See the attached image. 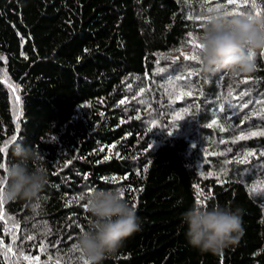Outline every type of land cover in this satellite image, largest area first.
Segmentation results:
<instances>
[{
	"label": "trees",
	"instance_id": "obj_1",
	"mask_svg": "<svg viewBox=\"0 0 264 264\" xmlns=\"http://www.w3.org/2000/svg\"><path fill=\"white\" fill-rule=\"evenodd\" d=\"M216 7L264 16V0H0V147L21 138L0 164L22 141L48 176L34 201L3 199L0 264H83L74 198L115 188L141 227L101 264H264V135L241 139L264 132V55L235 78L184 59ZM200 193L243 210L222 255L187 241Z\"/></svg>",
	"mask_w": 264,
	"mask_h": 264
},
{
	"label": "clouds",
	"instance_id": "obj_2",
	"mask_svg": "<svg viewBox=\"0 0 264 264\" xmlns=\"http://www.w3.org/2000/svg\"><path fill=\"white\" fill-rule=\"evenodd\" d=\"M201 20L202 31L197 36L201 45L199 70L206 79L220 72L235 78L255 70L258 54L264 53V16L230 15L216 7L207 9ZM11 150L14 161L3 168L0 198L32 202L48 180L44 157L35 145L25 146L22 141ZM82 198L90 221L74 247L87 264H101L128 236L140 230L139 218L119 188L93 189ZM242 212L228 204L210 208L194 204L182 214L188 243L200 251L221 254L243 233Z\"/></svg>",
	"mask_w": 264,
	"mask_h": 264
},
{
	"label": "snow or ice",
	"instance_id": "obj_3",
	"mask_svg": "<svg viewBox=\"0 0 264 264\" xmlns=\"http://www.w3.org/2000/svg\"><path fill=\"white\" fill-rule=\"evenodd\" d=\"M205 2H207V0H205ZM228 2L231 4V3L234 2V0H228ZM252 6H253V8L256 7L255 2L253 3ZM237 7H240V6L238 5ZM227 12H228V14H230V15H240V14L242 13V12H240V11H227ZM255 15H256V16H259V15H260V12L257 11V12L255 13ZM189 35H190V37H191V34H189ZM189 43L191 44V46H192L193 49H194V54L191 55V56H185L184 59H185V60H194V61L200 62L199 52H200V50H201V45H200L199 43L196 42L195 37H191L190 40H189ZM261 55H264V53H261ZM162 71H163V69H162ZM182 78H183V75L175 77L176 80H180V79H182ZM13 92H15V88H14V87H13ZM180 95H181V96H183V95H189V96H190V95H192V93H191V92H188V93L181 92ZM16 99H17V102H18V101H19V97H16ZM121 103H125V101L122 100ZM245 106H246V105H245ZM17 118H19V117H17ZM180 118H181L180 116H177V117H176L177 120H179ZM216 124H217V121L214 120V121H212V124L209 125V126L211 127V126H214V125H216ZM172 133H173V132L170 131L168 134L171 135ZM258 135H264V132H250V133L248 134V137H243V136H242L241 139L249 138V137H254V136H258ZM18 139H21V138H19L18 136H15V135H14V136L11 138L10 141H8L7 143L3 144L2 147H0V152H6V151L8 150L9 144L12 143V142H14V141H16V140H18ZM253 155H254L253 152H247V153H245V159H244L243 161H241V162H247V158H248V157H251V156H253ZM260 155L264 156V152H261ZM3 167H4V165H3V164H0V168H3ZM109 182H115L114 178L111 179ZM121 190H122L123 193H124V191H126V189H121ZM91 191H92V189H89V191H88L87 194H90ZM210 198H211L210 196H207V195H204L203 193H200V194L198 195V198H197V200H196V203H197L198 205L205 206V205H204V201H206V200H208V199H210ZM80 199H82V197H75V198H74L75 202H78ZM2 201H3V199L0 198V209H2V207H3ZM132 207L134 208L135 205L133 204ZM85 210L87 211L86 206H85ZM0 218H2V212H0ZM29 239H31V237H29ZM43 247H44V246L41 245V248H42V249H43ZM8 251H11V248H9ZM221 255H222V253H221ZM25 259H29V258H28V257H25ZM36 261H37V264H38V261H39V258H38V257L36 258ZM83 264H87V261H83Z\"/></svg>",
	"mask_w": 264,
	"mask_h": 264
}]
</instances>
